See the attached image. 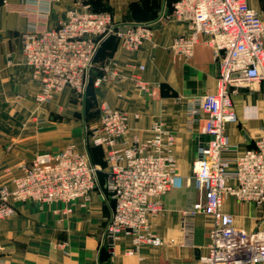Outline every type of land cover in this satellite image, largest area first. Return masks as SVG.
Listing matches in <instances>:
<instances>
[{
    "label": "crops",
    "instance_id": "0c3cea01",
    "mask_svg": "<svg viewBox=\"0 0 264 264\" xmlns=\"http://www.w3.org/2000/svg\"><path fill=\"white\" fill-rule=\"evenodd\" d=\"M176 1L61 0L48 4L0 0V186L12 188L21 164L37 153L59 151L67 143L85 149V129L71 121L79 105L70 88L56 93L44 105L41 120H36L40 84L22 54L24 32L56 27L77 3L106 9L119 24L151 22L155 28L153 37L136 50L125 48L116 36L102 43L84 122L95 126L105 104L122 109L128 117L125 138L129 144L136 136L149 138L152 122L159 121L175 136L177 162V178L163 197V210L150 218L152 231L162 244L143 245L130 253L135 249L131 237L121 236L111 253L109 244L103 242L110 200L96 190L88 199L75 202L14 201L15 213L0 219V264H205L201 256L208 251L213 216L197 214L190 229L182 224L183 212L200 199L193 162L198 147L208 141L206 112L201 109L191 114L189 108L198 109L204 95L216 92L219 66L203 36L189 58L173 50L176 36L191 33L188 23L172 14ZM247 2L264 22V0ZM112 72L118 77H105ZM229 91L237 120L225 124L230 147L224 157L234 172L236 158L254 148L264 134V82H234ZM104 151L89 150L92 161L103 169L101 184L107 168ZM223 210L232 215L236 227L264 232V207L228 195Z\"/></svg>",
    "mask_w": 264,
    "mask_h": 264
},
{
    "label": "built area",
    "instance_id": "2783aa9c",
    "mask_svg": "<svg viewBox=\"0 0 264 264\" xmlns=\"http://www.w3.org/2000/svg\"><path fill=\"white\" fill-rule=\"evenodd\" d=\"M37 1L51 4L61 0ZM172 14L186 21L191 30L189 35L173 39L175 53L189 58L203 36L219 66L216 92L204 95L198 109L189 108L191 114L201 109L206 112L208 141L198 147L193 162L200 199L183 212L182 224L190 229L197 214L213 216L208 251L201 256L205 264H264V232L236 227L232 215L223 210L228 195L264 207V134L254 148L236 158L234 172L224 157L230 147L225 124L237 120L230 86L238 81L264 82L263 18L247 0H177ZM154 29L151 22L119 24L112 13L77 3L56 27L24 32L22 54L40 84L37 101L51 100L65 88L75 96L84 95L95 55L105 38L116 36L125 48L136 50L153 37ZM105 77L118 75L112 72ZM127 130L124 110L101 106L98 123L85 127L84 150L69 144L61 151L37 153L21 164V174L14 178L12 188L0 186V219L15 213L17 200L75 202L99 190L111 205L103 235L111 253L121 236L131 237L135 249L130 253L143 245L162 244L152 231L150 218L163 210V197L177 178L175 136L154 121L149 138L136 136L128 144ZM89 144L106 150L104 184L100 178L103 169L92 161ZM230 178L235 182H228Z\"/></svg>",
    "mask_w": 264,
    "mask_h": 264
},
{
    "label": "rangeland",
    "instance_id": "374dc122",
    "mask_svg": "<svg viewBox=\"0 0 264 264\" xmlns=\"http://www.w3.org/2000/svg\"><path fill=\"white\" fill-rule=\"evenodd\" d=\"M1 6V5H0ZM25 61V60H24ZM55 95V94H54ZM54 97V96H53ZM75 99H77L76 100V103L79 105L78 106V109L76 110V114L73 116L72 115V117H71V121H73V122H75V124H76V126L78 127V128H80V129H85V127L86 126H88V124L86 123V122H84V120H83V116H84V113H86V111L88 110V105L90 104V101H91V98H89V97H87V96H85V94L84 95H82V96H75ZM35 100H36V113L34 114L35 115V118H36V120L37 121H39V120H41V112H42V109L44 108V105L47 103V102H49L50 100H48V101H46V102H43V103H40V102H38L37 101V99H36V97H35ZM87 103V104H86ZM99 111V108L98 109H95L93 112V114L92 115H95L97 112ZM60 116H62V117H64V115H60ZM67 117V116H66ZM67 122H68V120H66ZM70 121V120H69ZM82 121H83V123H82ZM77 122V123H76ZM69 144H74V143H69ZM68 143L65 145V147H63L61 150H63L64 148H66L68 145H69ZM61 150H59V151H61ZM105 152V154H104V156H105V158H106V150L104 151ZM41 153V152H40ZM35 157V156H34ZM33 157V158H34ZM32 158V159H33ZM31 159V160H32ZM30 160V161H31ZM105 162H106V166H108V164H107V161H106V159H105Z\"/></svg>",
    "mask_w": 264,
    "mask_h": 264
},
{
    "label": "trees",
    "instance_id": "16d2710c",
    "mask_svg": "<svg viewBox=\"0 0 264 264\" xmlns=\"http://www.w3.org/2000/svg\"><path fill=\"white\" fill-rule=\"evenodd\" d=\"M94 10H96V11H105L106 9H100V8H95ZM111 36H113V35H110V36H108L107 38H109V37H111ZM107 38H105L103 41H102V43L107 39ZM102 43L100 44V46H99V48H98V50H97V53H96V55H95V58H94V66H95V59H96V56H97V54H98V52H99V50H100V48H101V45H102ZM93 70H94V68H93ZM93 70H92V72H93ZM91 81H92V73H91V77L89 78V82H88V85H87V89H86V92H85V96H89V93L91 92ZM91 147H98V148H102V147H100V146H95V145H92V144H89L88 145V150H90V148ZM105 163V162H104ZM100 178H101V174H100ZM102 182V181H101Z\"/></svg>",
    "mask_w": 264,
    "mask_h": 264
}]
</instances>
